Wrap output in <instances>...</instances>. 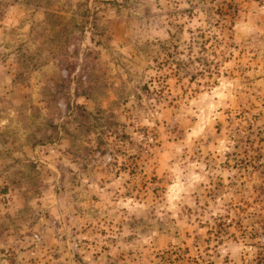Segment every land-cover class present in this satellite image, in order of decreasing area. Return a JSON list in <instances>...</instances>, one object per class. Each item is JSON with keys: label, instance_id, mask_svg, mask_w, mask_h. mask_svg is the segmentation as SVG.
Returning <instances> with one entry per match:
<instances>
[{"label": "rangeland", "instance_id": "rangeland-1", "mask_svg": "<svg viewBox=\"0 0 264 264\" xmlns=\"http://www.w3.org/2000/svg\"><path fill=\"white\" fill-rule=\"evenodd\" d=\"M0 264H264V0H0Z\"/></svg>", "mask_w": 264, "mask_h": 264}, {"label": "trees", "instance_id": "trees-1", "mask_svg": "<svg viewBox=\"0 0 264 264\" xmlns=\"http://www.w3.org/2000/svg\"><path fill=\"white\" fill-rule=\"evenodd\" d=\"M78 90V89H77ZM78 92V94H79V91H77Z\"/></svg>", "mask_w": 264, "mask_h": 264}]
</instances>
